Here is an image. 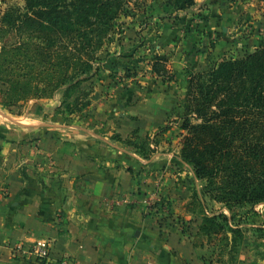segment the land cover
<instances>
[{"label": "crops", "instance_id": "crops-1", "mask_svg": "<svg viewBox=\"0 0 264 264\" xmlns=\"http://www.w3.org/2000/svg\"><path fill=\"white\" fill-rule=\"evenodd\" d=\"M255 3L264 6L195 0L174 11V23L146 26L148 44L138 54L148 71L118 80L112 73L120 72L101 68L86 82L92 93L81 112L63 111L60 90L0 106V264H38L11 253L37 239L51 241L53 259L71 255L77 264H205L211 246H193L201 214L188 208L204 181L179 156L186 71L208 69L229 49L248 54L263 46L256 31L264 28V7ZM155 55L165 57V73L151 70ZM153 134L158 146L175 148L143 156L134 144ZM146 194L166 207L145 212ZM204 199L205 213L228 214ZM237 210L246 231L235 264H264V201Z\"/></svg>", "mask_w": 264, "mask_h": 264}, {"label": "trees", "instance_id": "trees-1", "mask_svg": "<svg viewBox=\"0 0 264 264\" xmlns=\"http://www.w3.org/2000/svg\"><path fill=\"white\" fill-rule=\"evenodd\" d=\"M194 3L170 0L176 11ZM122 4L24 0L22 7H8L0 18V84L6 86L0 106L50 98L62 90L63 111L86 109L92 90L80 86L105 68L99 54L106 51ZM165 61L153 56L151 70L165 73ZM182 108L180 160L204 181L188 206L201 214L193 246L210 244L205 264H235L246 231L237 209L264 201V45L242 57L215 61L206 70L186 71ZM168 129L165 125L157 133ZM134 147L145 151L144 143ZM205 196L228 214L205 213Z\"/></svg>", "mask_w": 264, "mask_h": 264}, {"label": "rangeland", "instance_id": "rangeland-1", "mask_svg": "<svg viewBox=\"0 0 264 264\" xmlns=\"http://www.w3.org/2000/svg\"><path fill=\"white\" fill-rule=\"evenodd\" d=\"M23 5H24V0H0V18L8 7L10 6L22 7ZM254 5L257 8H261V9H263L264 7V6L259 7L258 4L256 3ZM174 11L175 10L170 5V0H123L122 9L119 13V17L114 19L113 22L111 23L112 27L114 28V31L111 32V34H109L108 36L109 38L105 40L106 44L103 47V49H105L106 51L103 50V52L102 53L100 52L99 54L102 55L101 56L102 59L106 60L104 66L107 65L106 68H103L102 73H105L104 69H108L107 70L108 73L114 72L115 70L116 72H120L121 75L112 73L113 77H118V80H122L123 77L127 78L132 75H136L139 73L143 74L147 72L148 70H145V65L144 66L142 65V62H144L142 57L145 55L141 54V52H139L138 54V51L140 50L139 47L141 46L144 47L146 46V44H148V42L146 41V37H147L146 33L148 32L143 34L142 30L146 28V26L148 25L150 26L159 25L163 21H165V23H168L170 20H172L173 17L176 16L174 14ZM262 16L264 18V13ZM256 33L257 35L259 34V36L264 35V28L257 29ZM153 34L154 33H152V35ZM130 40H132V42ZM258 42H261L264 45V40L258 39ZM247 51L248 49H241V48L239 49V51L236 50V52L234 50L229 49L225 52H221L220 58L217 61L229 57H242L243 55L246 54ZM121 55L124 57H129L130 59L128 58L129 59L128 60L124 58L119 60L118 58ZM99 76L100 73L98 72V74L84 81L81 84L80 89L92 90V86L90 85V83L88 84L86 82L90 81L93 77H99ZM1 85L2 84H0V96L2 92L5 90V88H2ZM86 85L88 87H86ZM60 91L62 92V90ZM76 94L77 93L75 91L73 95L75 96ZM73 95H71V100L74 97ZM169 121L170 123H172V121L174 122L178 121V117L176 119L174 118V120L169 119ZM165 125H168V127L170 128L169 123ZM165 132H167V130H165ZM151 137H152L151 135L150 136L147 135L145 141L143 142L145 146V151L143 150V152L141 153L143 156L145 155L148 156V154L152 156L154 153L156 154L159 152L161 153V152L169 151L172 147L175 148V146H171V148L168 149L169 147L165 146V144H162V141L159 142L160 144H162L161 146L159 145L160 146L159 147L156 138L154 137V134H153V138ZM169 140L170 142L168 145H172L171 138H169ZM175 142L177 141L174 140V143ZM150 144H152V146H150Z\"/></svg>", "mask_w": 264, "mask_h": 264}, {"label": "built area", "instance_id": "built-area-1", "mask_svg": "<svg viewBox=\"0 0 264 264\" xmlns=\"http://www.w3.org/2000/svg\"><path fill=\"white\" fill-rule=\"evenodd\" d=\"M151 136L153 138V135ZM141 198L145 212H152L159 204L162 207H166V203L161 201V199H157L154 194H146ZM114 202L118 204L119 200ZM11 253L15 257L32 259L38 264H77L75 257L71 255H62L53 259L51 257V241L49 239H37L29 244H14L11 246Z\"/></svg>", "mask_w": 264, "mask_h": 264}]
</instances>
